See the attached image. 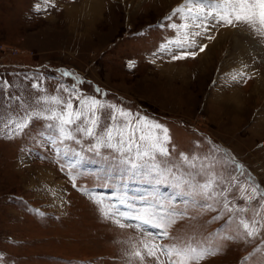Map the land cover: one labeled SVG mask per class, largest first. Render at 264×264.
I'll return each instance as SVG.
<instances>
[{"label": "rangeland", "instance_id": "rangeland-1", "mask_svg": "<svg viewBox=\"0 0 264 264\" xmlns=\"http://www.w3.org/2000/svg\"><path fill=\"white\" fill-rule=\"evenodd\" d=\"M82 1L52 0L55 7L45 10L43 0H0V85L4 81L11 85L7 91L0 88V113L22 114L19 103L9 101V96L31 102L36 96L58 94L61 85L76 84L83 95L163 124L171 138L169 160L178 161L181 153L209 157L197 161L198 167L214 165L197 181L203 182L211 171L225 181H218L223 188L233 175L241 183L251 175L264 189V40L242 28H218L209 33L213 40L198 38L207 45L204 52L196 48L195 58L172 60L171 54L159 52L173 38V31L161 24L172 22L164 18L182 0H102L107 8L91 22L73 17L71 6ZM88 23L92 28L81 36ZM63 71L82 83L61 75ZM239 71L246 75L233 81L229 74ZM36 82L43 92L31 87ZM60 94L67 98L62 89ZM46 123L33 119L13 136L0 123V264H129L125 252L141 234L103 218L90 195L108 198L113 191L125 190L130 196L171 198L174 207L186 211L168 228L175 239L160 242L210 238L208 242L220 250L201 264L264 260V230L255 238H241L234 224L225 227L230 213L212 219L220 204H213L216 211H208L166 184L145 180L122 184V170L105 159L111 155L107 149L102 156L82 151L73 173L74 187L70 160L58 154ZM72 146L81 151V146ZM236 164L242 165L243 175ZM238 196L239 188L229 194L243 207ZM258 205L259 200L253 201L238 215L251 221ZM218 232L236 238L220 239L213 235ZM146 264L155 262L147 258Z\"/></svg>", "mask_w": 264, "mask_h": 264}, {"label": "snow or ice", "instance_id": "snow-or-ice-1", "mask_svg": "<svg viewBox=\"0 0 264 264\" xmlns=\"http://www.w3.org/2000/svg\"><path fill=\"white\" fill-rule=\"evenodd\" d=\"M43 5L45 10L48 6L55 7L52 0H43ZM36 8L41 10V5L38 4ZM164 20L172 21L162 23L161 27L171 29L173 38L165 41L159 52L171 54L172 60L195 58L198 52L193 49L196 48L204 52L207 45L199 43L198 38L213 40L215 37L209 33L218 28H242L264 40V0H182ZM61 75L72 76L77 83H82L79 77L67 71ZM229 75L233 81H237L246 73L239 71ZM10 87L8 81L0 85L5 91ZM31 87L38 92L44 91L39 82ZM61 89L67 98L60 94ZM95 91L100 96L105 95L99 88ZM57 93L36 96L31 102L9 96V101H17L23 112L0 113V123H4V130L13 136L21 134L33 119L45 120V127L54 133L51 143L57 146L58 154L70 160L67 166L73 170L70 179L74 187L73 173L82 159V151L102 156V150L107 149L111 155L105 159H110L122 170V184L138 180L156 185L166 184L173 187L178 195L190 197L193 203L208 211H216L213 204H220L221 210L212 219L217 220L230 213L225 227L234 224L236 235L241 238H255L264 230V189L253 182L251 175L246 176L243 183L233 175L231 183L223 188L219 184H225V181L211 171L206 173L203 182L197 181V176L205 175V170L214 165L201 163L198 167L197 161L209 160V157H189L184 153L176 162L169 160L171 138L163 124L95 96L83 95L76 84L71 87L61 85ZM85 141H89L86 147ZM72 145L81 146V151ZM235 168L243 175L242 165L236 164ZM236 188H239L238 199L244 202L243 207L229 198ZM85 193L89 194L87 190ZM90 195L103 218L111 220L121 229L132 228L141 234L136 242L130 244V250L125 252L129 264L133 259L138 260L139 264H146L147 258H151L155 264H201L207 256L215 255L220 250L208 242L210 238L196 240L190 237L184 242H160L175 239L169 236L168 228L186 214V211L174 207L171 198L165 200L155 194L130 196L126 190L113 191L108 198L102 194ZM196 197L212 203H200ZM256 200H259V205L251 221L238 215L247 212L248 206ZM213 235L220 239L236 238L220 235L219 232ZM259 264H264V260Z\"/></svg>", "mask_w": 264, "mask_h": 264}, {"label": "bare ground", "instance_id": "bare-ground-1", "mask_svg": "<svg viewBox=\"0 0 264 264\" xmlns=\"http://www.w3.org/2000/svg\"><path fill=\"white\" fill-rule=\"evenodd\" d=\"M102 8H104V10H105V8H107V4H105V2H102V0H86L85 2L81 3L78 6H74L73 8H71V10L73 11V17L74 18L75 17L79 18L81 16L83 18H86L87 21L91 22V21H93V18H99V16L103 12ZM69 12H71V11H69ZM91 24L92 23L86 24L88 26V28L85 26V29H84L83 33H81V36L88 35L89 30L92 28ZM206 56L207 55H204L202 60H204L206 58ZM206 65H207V63L205 64V67H206ZM167 68H169V67H167Z\"/></svg>", "mask_w": 264, "mask_h": 264}, {"label": "crops", "instance_id": "crops-1", "mask_svg": "<svg viewBox=\"0 0 264 264\" xmlns=\"http://www.w3.org/2000/svg\"><path fill=\"white\" fill-rule=\"evenodd\" d=\"M84 1H86V0H84ZM84 1H82V2H84ZM78 5H80V4H78ZM76 6H77V5H76ZM71 7H74V6H71ZM71 7H70V8H71Z\"/></svg>", "mask_w": 264, "mask_h": 264}]
</instances>
